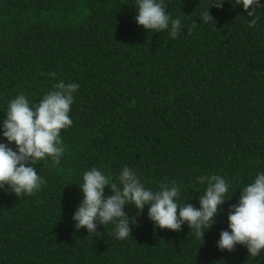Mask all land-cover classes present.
<instances>
[{"label":"trees","instance_id":"1","mask_svg":"<svg viewBox=\"0 0 264 264\" xmlns=\"http://www.w3.org/2000/svg\"><path fill=\"white\" fill-rule=\"evenodd\" d=\"M213 2L164 0L183 26L173 39L170 26L138 25V0H0V143L16 150L3 136L11 100L23 94L31 106L60 81L79 85L60 163L31 165L43 181L31 195L0 188V264H264V250L253 258L241 244L217 247L229 206L264 173V6L254 27L237 0L210 6L205 23ZM125 166L146 190L175 182L178 207L197 209L208 187L197 178L221 176L228 192L216 222L201 238L187 222L162 229L149 205L138 214L126 204V239L112 222L97 225L99 236L76 230L83 174L96 168L120 186Z\"/></svg>","mask_w":264,"mask_h":264},{"label":"clouds","instance_id":"2","mask_svg":"<svg viewBox=\"0 0 264 264\" xmlns=\"http://www.w3.org/2000/svg\"><path fill=\"white\" fill-rule=\"evenodd\" d=\"M249 17V27L257 24L256 8L264 5L259 0H237ZM223 7V0H214L207 10L201 13L203 22L214 18L209 14V7ZM251 9V10H250ZM135 17L138 25L154 32L169 29L174 39L182 31L179 19L172 20L166 14L164 0H138ZM55 77V73H49ZM57 91L47 93L39 102L30 106L29 100L18 95L8 106L6 119L3 121V136L9 143L14 142L16 150L6 143H0V188L9 186L17 198L31 195L39 190L43 181L32 164L52 157L56 164L60 163L62 147L60 132L68 128L73 121L68 115L77 91V83L65 84L60 81L54 85ZM200 183L208 182V187L200 197V208L190 203L178 207L175 201L180 195L173 182L171 187L162 185L161 190H146L136 173L125 166L118 176L119 185L110 183L109 178L100 170L92 168L83 174L80 188L83 200L73 215L75 228H86L89 235L99 236L97 225L115 223V237L126 239L131 235L129 215L124 211L126 204L133 205L138 214L149 205L148 216L156 227L180 231L187 222L195 230L197 237L203 238L204 230L210 229L216 222L215 217L224 204V196L228 185L218 175L201 176ZM111 189V195H105V187ZM229 230H221L217 247L220 250L233 251L237 244L247 247L249 256L258 257L264 250V173L256 176L253 183L241 190L238 204L229 206ZM133 224L135 218H131Z\"/></svg>","mask_w":264,"mask_h":264}]
</instances>
